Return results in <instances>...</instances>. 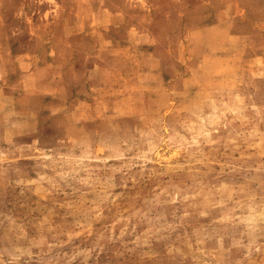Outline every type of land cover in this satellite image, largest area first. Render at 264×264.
<instances>
[{
    "label": "rangeland",
    "instance_id": "rangeland-1",
    "mask_svg": "<svg viewBox=\"0 0 264 264\" xmlns=\"http://www.w3.org/2000/svg\"><path fill=\"white\" fill-rule=\"evenodd\" d=\"M0 264H264V0H0Z\"/></svg>",
    "mask_w": 264,
    "mask_h": 264
}]
</instances>
